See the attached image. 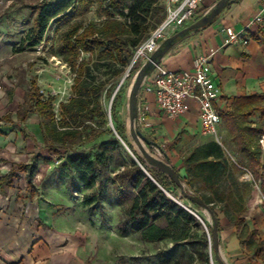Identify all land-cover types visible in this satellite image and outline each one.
I'll return each mask as SVG.
<instances>
[{
  "label": "trees",
  "instance_id": "1",
  "mask_svg": "<svg viewBox=\"0 0 264 264\" xmlns=\"http://www.w3.org/2000/svg\"><path fill=\"white\" fill-rule=\"evenodd\" d=\"M80 1L99 4L105 18L73 24L62 33L58 49L74 73L72 95L61 101L57 110L55 98L45 97L35 79L17 110L18 121H25L32 113L37 114L44 146L62 160L60 167L70 174L67 187L71 192L98 187L84 197V204L98 203L102 207V193L113 186L116 202L122 207L118 222L122 232L138 233L146 242L170 240V249L159 250L166 261L213 264V256H216L213 226L210 225L206 232L203 223L208 222L203 216L198 218L182 196L179 197L177 191L181 188L171 175L165 168L149 163L147 156L156 158L152 153L153 146L145 141L150 150L148 155L141 153L127 140L125 127L117 125L115 131L137 159L112 174L107 155L108 151L118 148L119 139L109 128L103 96L113 95L119 79L131 65L137 47L163 21L166 11L150 24L148 18L154 17L159 10L155 0ZM73 4V0H43L34 6L35 24L23 38L21 50L41 44L48 24L68 14ZM122 88L111 109L115 122ZM258 113L261 114L260 121H251L250 118ZM0 118L13 121L11 113ZM225 122L234 154L227 150L228 144L223 139L221 142L212 139L187 152L182 159L183 167L171 163L194 195L210 206L217 217L219 231L222 217L226 216L238 228L239 238L247 250L264 257V240L256 237L257 230H251L243 218L253 185H259L264 194V92L236 97L232 110L225 115ZM106 134L112 137L102 139ZM179 138L180 134L175 143ZM95 142H99L94 145L97 149L92 147L87 151L82 148ZM159 148L167 152L161 143ZM247 173L252 175V183L241 178ZM101 217L105 223V214Z\"/></svg>",
  "mask_w": 264,
  "mask_h": 264
},
{
  "label": "crops",
  "instance_id": "2",
  "mask_svg": "<svg viewBox=\"0 0 264 264\" xmlns=\"http://www.w3.org/2000/svg\"><path fill=\"white\" fill-rule=\"evenodd\" d=\"M217 1L205 0L204 14ZM259 15L262 20L253 21ZM229 27L242 32L249 43L226 42ZM199 54L210 57L212 77L221 88L216 105L222 112L219 131L223 139L225 115L232 110L235 98L264 92V0H232L211 24L179 40L161 61L174 71L192 70ZM148 80L139 97V125L162 144L171 161L181 168L189 150L212 138L202 132L199 105L193 98L186 113L170 118L158 106L156 94L148 90L151 82ZM8 82L6 78L4 83ZM24 97L20 87H14L13 93L0 90V117L9 113L13 117V121L0 118V264H45L47 257L52 258L57 252L49 248L47 256L41 240L45 237L44 228L35 223L31 225V209L36 202L29 201L28 190L31 183L40 181L39 174L61 164L62 160L45 148L36 113L25 121H18L17 110L24 103ZM35 114L36 119L32 117ZM34 120L37 125L33 124ZM179 134V141L175 143ZM261 195L260 187L253 190L243 218L251 230H257L256 237L264 240ZM35 206L43 219L51 209L45 202ZM219 239L221 257L226 264H264V257H258L243 245L238 228L226 216L222 217Z\"/></svg>",
  "mask_w": 264,
  "mask_h": 264
},
{
  "label": "rangeland",
  "instance_id": "3",
  "mask_svg": "<svg viewBox=\"0 0 264 264\" xmlns=\"http://www.w3.org/2000/svg\"><path fill=\"white\" fill-rule=\"evenodd\" d=\"M42 1L0 0V90L3 88V90L12 93L14 87H20L26 93L32 81L36 79L44 96L55 98L54 104L59 110L61 101L68 100L72 95L71 86L74 78L73 71L64 61L63 55L58 49L62 33L73 24L88 23L93 18L103 19L105 13L97 3L85 4L80 0H73L74 4L69 9L68 14L59 16L48 24L41 44L26 46L21 50L23 38L35 24L36 9L34 6L39 5ZM155 1L159 10L154 17L148 18L147 21L150 24H154L164 16L166 11V0ZM132 67L130 65L119 79L113 95L110 97L108 95L103 96L110 122L109 128L113 129V134L119 139L118 148L107 152L110 157L112 174L127 163L137 159L125 141L116 133L117 125L125 127L127 140L138 151L148 155L150 150V146L145 141L136 138L131 129V97L142 64H136L134 69ZM6 78L9 81L7 84L4 83ZM148 81V79L145 81V85ZM121 86L123 88L117 104L115 122L110 107L112 109L115 96ZM32 117L38 118L36 114ZM260 119V113L250 118L253 122H259ZM35 121L33 124L37 125ZM139 128L146 136L156 139L148 131H144L141 125ZM222 130H226L223 141L228 144L227 150L234 154V145L229 140L230 134L226 122ZM111 137V134H106L102 139ZM211 138L213 139V137ZM96 143L99 142L85 145L82 148L87 151L92 147L97 149V146H94ZM153 148L152 153L156 158L147 156L149 163L151 165L155 163V166L165 168L162 164H157L158 160L164 158V152L158 147L153 146ZM69 177L70 174L59 164L50 170H45L43 174H39L40 181H36L34 176L36 182L31 183L28 190L31 203L45 202L47 206H51L44 219L38 216L36 203L33 208L31 207L32 214H30L31 225L35 223L38 224V227L44 228L45 237L41 240L47 250V256L49 255V248L57 250L56 256L47 257L45 264H176L175 260L166 261L159 254V250H168L172 247L170 240L165 239L157 243L146 242L141 239L138 233H124L119 229L118 222L122 214V207L116 202L113 186H110L104 194L102 193V207L98 203L86 205L84 204V197L96 191L98 187L71 192L67 187ZM241 178L253 182L250 173ZM257 187L260 186L253 185V190ZM185 189L194 194L187 185ZM177 193L195 211L198 218L203 216L206 219L208 224L202 223L206 232H209V226L212 225L211 214L205 208L193 205L191 200L183 195L181 189ZM261 196L264 199V194ZM102 213L105 214V223L102 222ZM213 260L215 264H220L216 256H213Z\"/></svg>",
  "mask_w": 264,
  "mask_h": 264
},
{
  "label": "built area",
  "instance_id": "4",
  "mask_svg": "<svg viewBox=\"0 0 264 264\" xmlns=\"http://www.w3.org/2000/svg\"><path fill=\"white\" fill-rule=\"evenodd\" d=\"M204 1L168 0L165 18L137 47L131 66L146 63L163 41L200 19L204 15ZM260 20L262 17L259 15L253 21ZM226 34L228 43H249L242 32L232 27L226 29ZM148 78L151 81L148 90L156 94L158 106L168 117L176 119L186 113L190 108L189 100L193 98L199 105L203 134L221 142L219 124L222 112L216 105L221 88L212 77L208 55L199 54L192 70L174 71L161 61L155 65ZM262 142L264 143V136Z\"/></svg>",
  "mask_w": 264,
  "mask_h": 264
},
{
  "label": "water",
  "instance_id": "5",
  "mask_svg": "<svg viewBox=\"0 0 264 264\" xmlns=\"http://www.w3.org/2000/svg\"><path fill=\"white\" fill-rule=\"evenodd\" d=\"M232 0H218L215 5L207 11L200 19L192 23L191 25L181 29L180 31L176 32L172 36L168 37L160 47L153 53L151 58L142 65L141 69L139 70L137 80L135 82L133 95L131 97V105H130V112L132 116V133L133 135L150 143L152 146L159 148V143L157 141L150 140L143 131L139 128V121H140V113H139V97L140 93L143 89L145 81L148 79L150 74L153 72L155 65L163 59V57L169 53V51L174 47V45L181 40L182 38L200 30L201 28L211 24L223 11V9L231 2ZM120 87V86H119ZM111 110V107H110ZM111 112V111H110ZM117 133V132H116ZM119 136V135H118ZM120 137V136H119ZM121 138V137H120ZM122 139V138H121ZM126 143V142H125ZM128 146V145H127ZM130 149V148H129ZM131 151V149H130ZM158 163L162 164L169 175L173 178V180L180 186L182 192L184 193L185 197L198 203L201 207L205 208L210 214L212 219V237L214 240L215 250H216V259L220 264H226L223 258L221 257L220 252V239H219V228L217 223L216 215L211 211V208L208 204H206L202 199L197 198L194 194L188 192L186 188V184L181 180L179 174L173 167L170 157L167 152H164V158L158 160ZM200 219H202L199 216ZM213 264L214 260H213Z\"/></svg>",
  "mask_w": 264,
  "mask_h": 264
}]
</instances>
